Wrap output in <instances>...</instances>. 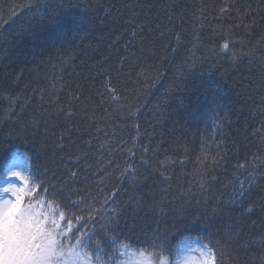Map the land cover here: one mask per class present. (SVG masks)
<instances>
[{"label": "trees", "instance_id": "16d2710c", "mask_svg": "<svg viewBox=\"0 0 264 264\" xmlns=\"http://www.w3.org/2000/svg\"><path fill=\"white\" fill-rule=\"evenodd\" d=\"M28 2L0 0V177L19 153L34 179L64 189L56 195L67 207L68 196L97 208L108 197L100 214L119 211L118 239L146 253L164 240L169 264L184 239L211 246L229 236L250 244L240 264H261L264 0H30L21 11ZM220 7L230 9L223 18ZM241 39L254 56L217 54L226 41L239 53ZM212 135L226 159L201 189L190 166L165 162L185 148L197 155ZM126 163L138 169L134 183L120 179Z\"/></svg>", "mask_w": 264, "mask_h": 264}, {"label": "snow or ice", "instance_id": "6c2138e0", "mask_svg": "<svg viewBox=\"0 0 264 264\" xmlns=\"http://www.w3.org/2000/svg\"><path fill=\"white\" fill-rule=\"evenodd\" d=\"M20 7L23 11L34 8L35 5L29 0ZM229 11L228 7H220L218 18H223ZM237 15L239 16V13ZM248 15L249 12L245 11L244 16ZM240 19L242 20L243 17ZM254 23L253 18L251 24L243 26L249 31ZM176 39L179 42L180 36L177 35ZM236 44L237 42L233 41L230 48L229 42H224L217 54H229L233 61L240 57L255 55L254 50L246 48L242 39L239 41V53L236 51ZM261 60L264 63V53L261 55ZM105 87L114 99L119 100V96L116 95L117 89L111 85L110 79L106 81ZM75 98L79 99V97ZM138 112L139 107L135 111L130 108L128 115L135 117ZM67 115L72 116L74 113L69 110ZM133 127L137 129L138 139L139 125L135 121ZM144 151L147 149L145 148ZM226 152L227 150L221 147V142L216 141L215 136L212 135L211 145L208 137H202L197 155L190 157L185 148L180 160L166 158L165 163H178L181 167L190 166L192 181L204 189L216 179L215 173L226 159ZM128 153L129 157L135 155L132 148L128 149ZM257 159L260 158L254 156L252 161L255 162ZM260 162L264 164V159H260ZM144 163L147 164V161ZM238 167H246V165L242 164ZM137 172L135 164L126 163L120 172V179L128 178L134 183ZM68 175L69 178H74L77 172L68 169ZM160 175L165 180L171 179L164 171H161ZM0 179L3 180V186L0 187V264H169L168 257L160 254L166 246L164 240L153 245L160 252L146 253L143 249H132L129 244L118 239L116 229L119 225L117 219L120 215L119 211L112 208L113 215L109 217L100 214L110 203L108 197H105L104 203L97 208L94 203L82 197L73 201L68 196L67 200L72 207H67L56 195L57 192L66 195L64 189H57L55 184L43 186V181L33 178L30 158L18 154L10 157ZM13 180L20 183H13ZM254 181L255 176H252L248 187H251ZM240 189L239 196L243 197L247 191L244 181H240ZM37 193H42L43 196H38ZM25 196L29 197L27 202ZM109 196L115 198L116 191L109 193ZM252 210L251 206L247 207L245 214ZM233 241L234 238L229 236L223 243L216 240L211 246L209 244L199 248H192L191 245L178 246L175 264H233V262L240 264V253L242 250L246 252L250 244L245 242L235 246ZM261 243L264 245V238H261ZM261 264H264V252L261 256Z\"/></svg>", "mask_w": 264, "mask_h": 264}, {"label": "rangeland", "instance_id": "374dc122", "mask_svg": "<svg viewBox=\"0 0 264 264\" xmlns=\"http://www.w3.org/2000/svg\"><path fill=\"white\" fill-rule=\"evenodd\" d=\"M15 155H17V154H15ZM18 155H20V154L18 153ZM13 183L19 184L20 182L19 181H16V180H13ZM2 186H3V180L1 179L0 180V187H2ZM28 198H29L28 196H25V201L26 202H27V199ZM188 245H191L192 248H199V247H202L204 245V243H201L198 239L192 238V239H184V240H182V242L178 246L186 247ZM194 255H198V254H194ZM176 259H177V256L175 254L174 257H173V259H172V263L171 264H175Z\"/></svg>", "mask_w": 264, "mask_h": 264}]
</instances>
